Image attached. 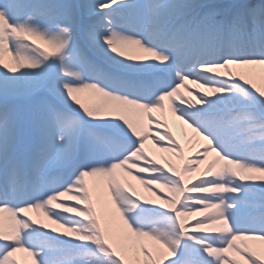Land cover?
Returning a JSON list of instances; mask_svg holds the SVG:
<instances>
[{"label":"snow or ice","instance_id":"snow-or-ice-1","mask_svg":"<svg viewBox=\"0 0 264 264\" xmlns=\"http://www.w3.org/2000/svg\"><path fill=\"white\" fill-rule=\"evenodd\" d=\"M257 78L264 0H0V264H264Z\"/></svg>","mask_w":264,"mask_h":264},{"label":"bare ground","instance_id":"bare-ground-1","mask_svg":"<svg viewBox=\"0 0 264 264\" xmlns=\"http://www.w3.org/2000/svg\"><path fill=\"white\" fill-rule=\"evenodd\" d=\"M256 71L257 72H261V69L257 68ZM189 86L192 89L197 88V85H195V84H191L190 83ZM182 91H184V90L182 89ZM185 95H187V93H185ZM154 115L160 117L161 124H163V122L165 120L167 121L168 129L171 130V134L177 140L180 141L181 145L184 148V157L185 158L193 157L195 155V153H196L197 148L200 147V145L203 142L199 141V138H195L194 139L192 137V133H191V130L188 128V125L184 124L183 121L177 120L171 114V112L167 111V110L163 114L157 112V113H154ZM143 118H144L145 122L144 123L142 122V123L145 124L146 126H148L149 120H148L147 116H144ZM166 130L167 129H163V131H166ZM163 131H161V133H163ZM145 151L148 153L149 158H151V159H160L161 163H164L162 157L169 155L168 153L161 151V149L158 148L153 143V140L151 138L145 142ZM170 158L172 159L173 163H176V164L182 163L175 156H172ZM165 167H167V164H165ZM187 175L189 176L188 177L189 179H192L191 176L194 177L193 176L194 172L193 173H189ZM132 183L135 184L136 187L139 189V191L142 194V198L152 199L151 194L149 192H147V191H144L143 187L140 186L136 181H132ZM31 215H33L34 218H36V216H37L39 218L38 220H41L43 223L49 224L50 227H55V225H51L50 221H48L47 218L43 217L42 215H38L36 213H32ZM196 218L197 217H188L187 220L189 222H193ZM30 262H31V260H30L29 257H27L26 260L21 259V263L22 264H30Z\"/></svg>","mask_w":264,"mask_h":264},{"label":"rangeland","instance_id":"rangeland-1","mask_svg":"<svg viewBox=\"0 0 264 264\" xmlns=\"http://www.w3.org/2000/svg\"><path fill=\"white\" fill-rule=\"evenodd\" d=\"M5 60L6 61H10V57L9 56H5ZM257 72V71H256ZM257 73H259V72H257ZM256 83H257V85L258 86H264V80H262V79H260V78H257L256 79V81H255ZM142 122L144 123L145 122V120H144V118H142ZM145 127H147V128H149V129H151L152 127H154L155 125H151L150 126V124L148 123V126H146L145 124H143ZM163 127L161 128V131H163ZM205 167V164H201L200 166H199V169H200V171H202L203 170V168ZM199 174V172H194V177H192L191 176V178L192 179H194L195 178V176H197ZM189 177V176H188ZM152 199H155L154 197H152ZM36 218L37 219H39L37 216H36ZM27 254L26 253H18L17 255H16V259L18 260V262H19V264H22L21 263V259H24V260H26L27 259ZM30 258V257H29ZM30 260H31V258H30Z\"/></svg>","mask_w":264,"mask_h":264}]
</instances>
